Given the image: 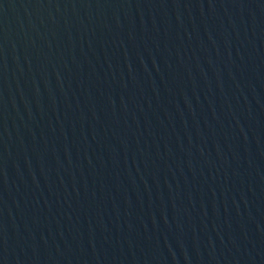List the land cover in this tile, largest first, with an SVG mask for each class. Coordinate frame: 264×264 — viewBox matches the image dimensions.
<instances>
[{"label":"water","instance_id":"obj_1","mask_svg":"<svg viewBox=\"0 0 264 264\" xmlns=\"http://www.w3.org/2000/svg\"><path fill=\"white\" fill-rule=\"evenodd\" d=\"M0 264H264V0H0Z\"/></svg>","mask_w":264,"mask_h":264}]
</instances>
